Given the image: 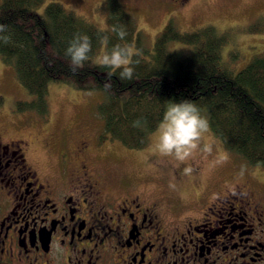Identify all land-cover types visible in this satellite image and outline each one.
<instances>
[{
    "label": "flooded vegetation",
    "instance_id": "1",
    "mask_svg": "<svg viewBox=\"0 0 264 264\" xmlns=\"http://www.w3.org/2000/svg\"><path fill=\"white\" fill-rule=\"evenodd\" d=\"M161 1L168 17L194 3ZM74 129L57 140L50 172L28 138L0 126V264H264V181L202 185V160L150 158L160 188L147 190L141 175L115 172L109 139ZM188 178L189 199L175 185Z\"/></svg>",
    "mask_w": 264,
    "mask_h": 264
},
{
    "label": "trees",
    "instance_id": "2",
    "mask_svg": "<svg viewBox=\"0 0 264 264\" xmlns=\"http://www.w3.org/2000/svg\"><path fill=\"white\" fill-rule=\"evenodd\" d=\"M39 2L0 0V25L6 26V31H0V58L14 68L18 80L33 95L31 100L16 101L20 110L45 115L50 82L97 90L101 99L95 109L105 132L100 137L108 135L127 147L141 148L158 127L167 105L187 99L207 117L208 130L228 152L264 167V53L234 72L221 60L226 33L211 24L180 30L169 19L149 50L140 43L136 21L120 0H106L109 32L57 1L46 3L38 12ZM121 26L127 33L124 40L111 31ZM77 34L91 38L92 51L85 67L73 73L65 50ZM103 35L109 37V48L134 41L140 54L133 57L138 62L133 64L132 79L121 80L118 71L109 76L107 68L92 60ZM3 37H8L7 42ZM170 41L190 49L169 50ZM134 121H140V127H133Z\"/></svg>",
    "mask_w": 264,
    "mask_h": 264
},
{
    "label": "rangeland",
    "instance_id": "3",
    "mask_svg": "<svg viewBox=\"0 0 264 264\" xmlns=\"http://www.w3.org/2000/svg\"><path fill=\"white\" fill-rule=\"evenodd\" d=\"M50 1L60 2L65 8L82 15L104 32L110 31L106 0H41L35 6L36 10L42 12L44 5ZM120 2L136 21L140 43L149 50L158 32L169 19H172L180 30H193L211 24L218 32H225L226 41L221 46V60L234 72L245 66L254 56L264 53V2L194 0L191 7L171 13L170 17H168L170 10L167 4L161 0H120ZM129 45H133L136 49L134 41ZM168 49H180L186 52L190 46L179 41H170ZM101 51L102 46L99 43L97 51L91 56L93 61ZM0 94L3 98L0 104V126L8 134H18L28 138L31 146L28 153L30 158L50 172L56 169L58 153L56 142L62 137L65 129L72 137L77 133L74 127L81 128L90 135L104 132L103 120L95 109L96 103L101 99V93L97 90L84 91L70 83L50 82L47 86L45 115L34 110H20L16 101L31 100L33 95L18 80L14 68L0 58ZM156 129L149 134L147 144L141 148L127 147L116 139H110L108 135L103 138L109 139L112 149L114 148L110 160L113 161L115 172L126 171L129 175L132 173L141 175L137 179L138 185L147 190L160 188V184L156 182L158 177L151 167L152 162H149L150 158L176 164L171 158L161 157L155 152ZM50 137H53L52 144L46 148L43 142L50 140ZM202 142H206L210 150L200 151L191 159L202 160L199 172L202 185L211 179L218 181V185L223 179L232 182L237 177H244L245 174H251L258 180L264 181V167L248 164L238 155L228 152L222 142L209 130L204 134ZM231 156L236 162L231 161ZM145 174L151 176H144ZM175 185L183 197L191 198L193 184L190 178L179 180ZM252 185L255 187L254 183ZM261 191L264 193V189Z\"/></svg>",
    "mask_w": 264,
    "mask_h": 264
},
{
    "label": "clouds",
    "instance_id": "4",
    "mask_svg": "<svg viewBox=\"0 0 264 264\" xmlns=\"http://www.w3.org/2000/svg\"><path fill=\"white\" fill-rule=\"evenodd\" d=\"M0 31H6L5 25H0ZM118 39L124 40L127 33L123 27H113L111 29ZM7 42L8 37H3ZM102 46L101 54L95 57L94 63L98 67L107 68L108 75L112 76L119 72L121 80H130L134 75L133 57L140 53L129 44H115L109 48V37H100ZM92 51L91 38L86 34L74 35L65 50L68 58L70 71L75 73L85 67V63L90 60ZM133 127H140V121H134ZM209 124L206 116L201 114V110L191 101L185 99L178 102H170L161 121L156 129L157 142L155 152L161 157L171 158L176 166L186 164L200 151H209L207 145L203 148L201 141L208 131ZM192 171L190 166L184 168V173Z\"/></svg>",
    "mask_w": 264,
    "mask_h": 264
}]
</instances>
